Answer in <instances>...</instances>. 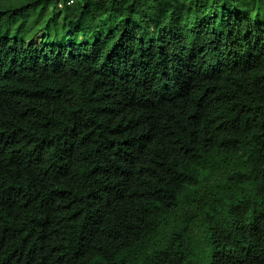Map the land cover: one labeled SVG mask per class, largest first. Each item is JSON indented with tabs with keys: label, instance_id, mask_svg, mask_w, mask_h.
Here are the masks:
<instances>
[{
	"label": "trees",
	"instance_id": "obj_1",
	"mask_svg": "<svg viewBox=\"0 0 264 264\" xmlns=\"http://www.w3.org/2000/svg\"><path fill=\"white\" fill-rule=\"evenodd\" d=\"M0 264H264V0H0Z\"/></svg>",
	"mask_w": 264,
	"mask_h": 264
},
{
	"label": "rangeland",
	"instance_id": "obj_2",
	"mask_svg": "<svg viewBox=\"0 0 264 264\" xmlns=\"http://www.w3.org/2000/svg\"><path fill=\"white\" fill-rule=\"evenodd\" d=\"M44 33H45V32H42L41 34L39 33L36 37H34V38H33V42L38 43V44L41 45V42H42V40H41V35H43Z\"/></svg>",
	"mask_w": 264,
	"mask_h": 264
}]
</instances>
